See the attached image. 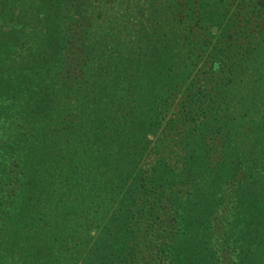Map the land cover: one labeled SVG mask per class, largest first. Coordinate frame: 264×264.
I'll return each instance as SVG.
<instances>
[{
	"label": "trees",
	"instance_id": "1",
	"mask_svg": "<svg viewBox=\"0 0 264 264\" xmlns=\"http://www.w3.org/2000/svg\"><path fill=\"white\" fill-rule=\"evenodd\" d=\"M65 1L43 0L41 8L40 2L32 3L35 13H40V9L44 12L38 17V22L43 23V30L48 37L46 45L48 55L52 56L50 60L61 55L68 42L67 34L60 28L61 20L64 21L62 10L67 11L69 6ZM141 1L149 20L137 16V29L136 26L126 29V36L131 38L123 41L118 36L113 41L118 51L119 45L123 43L122 49H127L125 53L137 48L140 54H145L143 63L139 62L143 66L142 70L126 75L128 64H124L123 79H127L128 85L119 92V99L123 102L120 109L114 110L108 106L106 97L109 91L107 96L106 92L99 91L80 96L79 100H82L79 103L85 107L86 113L65 112L63 106H59L61 109L58 110L56 102L59 94L40 89L47 84L43 81H47L45 77L49 75L48 71L41 74L40 70L26 63L22 65L24 76H18L13 72V67L17 65L0 61V128L7 124L11 131L9 134L14 132L17 139L18 135L21 137L24 133L18 128L20 122L30 119L31 114H34L31 118L35 121L25 125L30 130L29 141L19 140L14 144L12 141L15 140L11 138L0 145V168L5 166L4 155L9 154L10 148L16 147L24 152L21 161L19 158L22 167L19 172L21 179L17 180L19 187L9 196L12 197L11 205H18V210L11 207L5 210V219L3 224L0 223V249L8 250V247L20 245L23 234L30 230V219L37 217L46 219L42 230L28 233L32 239L40 237L44 243L40 245L38 241L35 242L38 245L30 264H37L39 257L40 264H47L50 260L56 264H68L64 256L52 255L53 247L65 243L62 238L81 233L83 226L75 225V219L81 214V205L90 209L88 203L94 200L95 205H99V212L93 211L94 216L106 217L110 212L106 207L108 201L117 197L108 224L96 236L95 244L83 253L81 264H131L127 262V258L133 255L129 249L130 243L135 240L138 245L142 241L149 244L145 240L148 234H140L143 217L150 215L152 223H155L159 219L158 211L164 206L162 203L167 202L174 212L173 228L165 235L159 233L163 237L155 247L158 257L156 264H264V103L259 106L260 103L251 102L253 109L242 114L226 115L231 119L225 124L229 128L222 139L229 141L230 149L225 152L226 158L216 165L211 166L207 154L199 153L195 148L198 139L194 133L206 135L202 129L210 120L208 115L193 119V129H186L188 134L191 133L189 142L186 141L187 131L182 130L180 135L184 136L176 144L183 153L178 160H174L178 162L179 168L171 164L169 155L163 154L168 148L165 138L160 140L159 146H154L159 148L155 157L137 168L150 143L146 133L156 127L157 118L162 114L164 105L161 99L164 98L161 97H170L171 85L176 79L170 67L172 59L178 53L187 51L181 49L183 35L180 32L187 28L186 19L194 20L193 26L197 25L200 30V26L217 21L220 17L222 19L225 9L221 0ZM257 1L264 6V0ZM93 3V0H72L70 6L78 7L82 13L89 11ZM4 7L6 11L7 6ZM250 16L255 25L249 29V34L254 41L246 46L247 51L240 56L242 58L250 54L242 58L247 67L233 73L236 60L224 64L221 53L233 48L232 43L214 52L207 61L210 69L221 72L218 76H221V81L217 79L219 86L215 91L218 97L210 98V103L205 105L212 115L217 113V107L225 103H222L223 96L220 97L219 88L227 87L229 79L226 82L223 79L230 77V86L240 85L249 67L264 58V18L259 11L250 13ZM228 22L227 30L235 25L233 21ZM110 23L115 25V20ZM94 28L95 23L91 22L83 29V37L86 45L91 47L92 56L99 47L98 37L93 32L89 33ZM202 33V30H194L198 38ZM149 46L152 48L149 49ZM193 54H189V59L193 58ZM21 81H24L23 86ZM253 83L257 95L255 102L263 101L264 72L259 73ZM113 94L117 95L116 92ZM198 107L192 109L198 111ZM13 125L16 126L11 127ZM172 127H176L174 122ZM41 130L53 132L43 143L38 136ZM60 133L62 140L58 141ZM0 138H3L1 134ZM205 145L209 146L208 142ZM146 154L150 155V152ZM3 171L0 170V177ZM187 174L196 176L191 180L189 190L183 192L179 189L180 180ZM231 182L233 188L228 192L226 184ZM176 183L180 184L176 186ZM124 187L130 194H123L118 199L119 191ZM45 196L46 200H43ZM61 198L65 199H62L63 206L53 207V211L51 207L47 208L46 201L58 203ZM41 199L47 209L39 204ZM3 200L0 195L2 209ZM78 201L83 203L78 204ZM227 201L231 207L221 208ZM37 205L39 209L34 210ZM58 208L59 213L56 212ZM226 209L230 218L225 225L226 230L221 233L217 226L222 217L219 213ZM52 216H57V219L52 220L54 225L47 221ZM11 227L13 231L10 234L8 231ZM149 228L152 231L155 229L153 224H149L146 231ZM159 234L156 233V237ZM80 251L83 252V249ZM228 253L232 256L228 257ZM76 255L78 257L79 253ZM69 260L72 262V257Z\"/></svg>",
	"mask_w": 264,
	"mask_h": 264
},
{
	"label": "rangeland",
	"instance_id": "2",
	"mask_svg": "<svg viewBox=\"0 0 264 264\" xmlns=\"http://www.w3.org/2000/svg\"><path fill=\"white\" fill-rule=\"evenodd\" d=\"M33 1L37 4L40 2L41 8L43 0H0V61L17 65L15 68L13 67V72L14 74H18V76H24V66L22 65L26 63L32 66L31 68L40 70L41 74H45V72L48 71L49 75L45 77V80L47 81H43L47 82V84L40 89H47V91L51 90L52 92L59 94V98L56 102V104H58L56 107L58 110L63 106L62 110H65V112H85V107H82L79 103L82 100H79L81 98L80 96L96 94L99 91H103L104 94L106 92V96L107 91H109L110 94L106 97L109 102L108 106L114 110L120 109L123 102L119 99V92H121L122 87L124 88L128 85V82H126L127 79H123L124 71L122 70L125 68L124 64H128L125 68L126 75L137 72L140 69L142 70L143 66L140 63H143L142 60L145 58V54H140L137 48H134L127 54L124 52L127 49H122L123 43L119 45L118 49L120 51H118L114 47L113 41L117 40L118 36H120L123 41L127 38H131L128 35L126 36V29L135 26V30L137 29V16L149 20L147 12H144L143 4L141 5L142 1L93 0L94 3L92 8L87 12L81 13L78 7L70 6L72 0H66L65 2L69 6L67 11L62 10L64 21L61 20L60 28H62L67 34L68 42L64 45L63 52H61L62 54L56 55L53 60L49 59L52 58V56L48 55L49 50L46 45V39H48V37L43 30V23L38 22V17L44 12L40 9V13H37V11L35 13L32 8ZM221 2H223L222 5L225 8L223 10L224 17L222 19L220 17L219 20L213 21L208 25L204 24L203 26H200V30H202L203 33L199 38L196 37L197 34H194V30L197 32L200 31L197 29V25L193 26L195 21L190 18L186 19V23L188 24L187 28L186 30L182 29L180 32H182L181 34L183 35L181 39L183 46L181 49L187 51L178 53L175 58L172 59L170 67L172 73L176 76V79L171 85L170 97L168 99H165V95H162L161 97L164 98L161 99V103L164 105L162 114L157 118L159 121L156 127L146 133V138L150 143L148 144V149H145L144 155L141 157L137 168L139 165H142V163L146 165L155 157V154L159 149L157 146H159V142L163 138L168 142V148L163 154L166 156L169 155L172 159L171 164L174 165L175 168H179L177 165L178 162L174 160H178L183 153L179 148V145L176 144L178 139H182L184 136L180 135L182 134V130L187 129L191 131V129H193L194 118L198 116L201 118L202 116L208 115H210V120L202 129V132L205 131L206 135L201 136L194 133V136H196L195 138L198 139V144L195 148L196 150H199V153H206L209 157V161H211V166H214L226 158L225 152L230 149L229 141L222 139L224 132L229 128V126L227 128L225 124L231 119L226 115L229 113L236 115L235 113L237 112L242 114L243 111L246 112L250 108L253 109L251 107L252 103H260L259 106H263L264 100L255 102L257 95L254 93L253 86V82L257 79V75L264 72V58H262L263 61L260 58L254 63V65L249 67L248 74L242 78V83L240 85L237 84V86H230V77L226 76L223 79L225 82L229 79L227 86L228 89L227 87L224 89L222 87L219 88L222 94H220V97L223 96L222 103H225L222 104L221 107H217V113L215 115L210 114V112L205 109L207 102L210 103V98L218 97V93L215 94V91L219 86L217 79H221V76L218 77L221 75V72L216 73L210 69L207 61L214 52L216 53L221 47H226L232 43L234 44L232 46L233 48H230V50L227 51L224 50L225 53H221L222 58L225 60L224 64L227 62L230 63V60H236V64H233V73H238L243 68L247 67L246 61H242V58H247L250 54L247 53V56H243L242 58L240 56L243 52L247 51L246 46L254 41V38L250 37L249 34V29L255 25V23L252 22L250 13L259 11L261 17L264 18V6H261L257 0H221ZM4 6H7V9L9 8L8 12L7 9L4 11ZM25 10H27V12ZM220 10L222 11V8H220ZM114 20L115 25L110 23ZM228 21L235 22V25L227 30L226 27H228ZM91 22L95 23V28L94 30L89 31V33L93 32V34L98 37L97 39H99L97 42L99 47L96 49L97 53H93L95 54L94 56L90 53L91 47L87 46L88 44L86 45V40H84L83 37L84 27H87ZM191 26H193L192 29H190ZM102 31L103 33H101ZM256 33H258V30ZM256 33H254V35H256ZM38 35H40V40ZM227 35H230L231 38ZM191 42H195V44H191ZM151 48L152 46H149V49ZM192 53L195 55L193 54V58L189 59V54ZM236 56L238 57L236 58ZM191 60L193 61L191 62ZM241 75L244 76L243 74ZM238 78L239 76H237V79ZM164 80L165 77L163 81ZM23 83L24 81H21L22 86ZM131 91L135 92L134 90ZM113 92H116L117 95L115 96ZM75 106L77 107L75 108ZM196 106H199L198 111L192 109ZM120 111L122 112V110ZM123 111L126 112V110ZM32 115L34 114H31V116ZM31 116L29 115L30 119H23V121L20 122L18 128L21 130L20 132L24 133L21 137L18 135L17 139L14 136V132L12 135L9 134L11 131H9L7 124L5 127H1L0 134L3 138H0V145L4 143L6 139L11 138L15 140L12 141L14 144L18 143L19 140L29 141L31 138L30 130L25 125L35 122ZM25 118L27 117L25 116ZM172 122L175 123L176 127H172ZM232 124H234V122H232ZM164 131H166V134ZM51 133L53 132L45 133L41 130L38 135L40 137V142L43 143L45 139H48L46 137ZM190 138L191 133L188 134L187 131L186 141L189 142ZM60 140H62V133L58 135V141ZM204 141L208 142L210 148L205 145ZM9 144L10 143H8V145ZM156 144L157 146L154 147ZM48 152L52 154L50 151ZM147 152H150V155H147ZM8 153L9 154L4 155L5 166L0 168V170H4L2 172V177H0V195L5 199L2 201L4 208L2 209L0 207V223L2 224L5 219L4 213L6 209L8 210V208L11 207L13 210H18V205H11L10 200L12 197L9 196L13 190L19 187L17 180L21 179L19 172H21L22 169L19 164V158L21 161V157L24 155V152L22 153V151L18 150L16 147H14V149L10 148ZM195 176L196 175L187 174L184 179L182 177L179 189L183 192L189 190L190 182ZM180 183H176V186ZM232 184V182L226 184L228 192L229 190H232ZM119 193L120 195L118 199L123 194H130V192L127 191V187L122 188ZM46 197L47 196H45L43 200H46ZM62 199L63 198L59 199L58 203L46 201L48 202L46 203L47 208L49 209L51 207L53 211L55 210L53 207L57 208L63 206L64 201H62ZM116 202L117 197L113 201H108L106 207L110 209L109 216L107 215L106 217H103V215L98 218L95 217V213H93V211L99 212V205H95L94 200L91 203H88L90 209L86 208L85 205H81V214L75 219L76 226H83L81 233L74 234L70 238H62L61 240L65 243L53 247L52 255L64 256L65 261H68V264H81L80 260L84 256L83 253H86L89 247H92L95 244L96 236L101 233L103 226L108 224ZM79 203L83 202L78 201V204ZM39 204L44 205L43 201ZM162 204L164 206L158 211L159 219L155 223H152L153 218L150 215L143 217L140 234H148L145 237V240H147L149 244L142 241V244L138 245V242L135 240L132 241L129 249L132 250L133 255L127 258L129 259L127 260L128 263L156 264L158 261L155 247L163 237L159 233L161 232L162 235H165L171 228H173L172 219L174 218V212L170 209V204L168 202ZM43 205L41 207L47 209ZM230 205L231 203L229 204L227 201L221 208H225V206L230 208ZM37 209H39L38 205L34 210ZM56 212L59 213V208L56 209ZM227 212L226 209V211L219 213V216L222 217L217 226H219L221 233L226 230L225 225L230 218ZM99 214L100 213L96 215ZM36 218L37 217L31 218L29 221L28 225L30 226V230L28 232L30 233L33 230L40 232L45 224L46 219L41 220ZM54 219H57V216L49 217L47 218V221H49L48 223L51 222L50 225H54V221H52ZM149 224H153V227L155 228L154 231H152L151 228L146 231L145 228ZM220 224H222V226ZM12 231L13 228L11 227V230L8 232L11 234ZM171 231L172 229L170 232ZM28 232L23 234V237L21 238L22 243L17 247H8V250L0 249V264L32 263L33 253L36 250L35 248H37L38 244L42 245L44 242L40 237L35 240L32 239ZM156 233L159 234L158 237H156ZM140 234L138 236H140ZM0 236H2V234ZM36 241H38V244H35ZM81 249H83V252L80 251ZM76 250L78 252H76ZM77 253H79L78 257L76 255ZM227 256L229 257L232 255L231 253H228ZM50 257L52 256L50 255ZM70 257H72V262L69 260ZM40 261L39 257L37 264H40ZM48 262L49 263L47 264H56L51 262V260Z\"/></svg>",
	"mask_w": 264,
	"mask_h": 264
}]
</instances>
